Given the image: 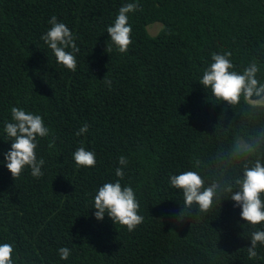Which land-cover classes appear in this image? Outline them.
Returning <instances> with one entry per match:
<instances>
[{"label":"trees","instance_id":"trees-1","mask_svg":"<svg viewBox=\"0 0 264 264\" xmlns=\"http://www.w3.org/2000/svg\"><path fill=\"white\" fill-rule=\"evenodd\" d=\"M127 3H138L139 14L129 23L130 51L118 54L107 28ZM52 16L76 37L75 71L41 39ZM154 23L162 28L150 37ZM229 51L232 71L256 64L264 85V0H0V243L2 229L25 228L13 262L264 264V244L248 255L264 222L244 221L227 191L239 190L246 165L264 162V105L243 94L229 104L200 84L212 54ZM12 107L40 115L50 130L37 137L40 178L27 167L13 178L5 165ZM84 124L88 131L76 135ZM80 147L96 154L94 167L76 165ZM184 171L203 174L205 187L220 185L214 208L185 205L170 184ZM117 180L132 187L144 217L131 232L94 216L96 192ZM61 247L70 249L67 260Z\"/></svg>","mask_w":264,"mask_h":264},{"label":"clouds","instance_id":"clouds-1","mask_svg":"<svg viewBox=\"0 0 264 264\" xmlns=\"http://www.w3.org/2000/svg\"><path fill=\"white\" fill-rule=\"evenodd\" d=\"M138 3H127L119 6V13L112 26L107 28V34L112 41L111 50L114 53H128L132 47L131 40L132 27L129 23H135V18L139 14ZM134 11V12H133ZM132 12V13H131ZM131 13V14H129ZM129 14V15H128ZM49 24L51 28L41 39L53 51L57 62L65 66L68 70L75 71L77 60L74 53L79 52L75 43L76 37L70 31L69 27L58 22L56 16H52ZM158 25L159 30L152 35L149 28ZM160 23H154L146 27L150 37H155L161 30ZM71 48V51L66 49ZM232 53L212 54V63L203 71L200 84L211 90V93L229 103L237 104L240 102L241 95L245 99L253 95L264 99V85H258L255 76L258 71L256 64L250 65L243 74L232 71L233 64L229 57ZM128 78V70H121ZM104 83L111 86V81L104 78ZM103 88L104 85L102 84ZM107 93V89H104ZM109 94V93H108ZM249 99L250 104L264 105L260 100ZM11 122L5 123V132L12 138L11 150L4 153L5 165L13 178L20 176L27 167L31 170V175L35 178L43 176L42 167L45 163L43 159H38L36 155L37 137L45 138L50 134V130L45 126L44 120L40 115L27 112L22 108H11ZM88 131V125L84 124L76 133L82 135ZM55 141L49 143V147L54 146ZM245 149L248 148L243 142L240 143ZM73 159L77 166L94 167L96 164V154L93 151L86 150L84 147L78 148L73 153ZM119 164L127 166L128 159L125 156L119 157ZM116 176L123 178L122 168L116 169ZM204 176L196 171H184L179 175L170 177L172 187L183 192L184 203L186 206L198 205L201 212H207L215 207L214 199L217 198V189L219 184H211L207 181L204 186ZM239 190L233 192L232 188H227L231 193V201L241 207V218L251 225H258L264 222V201L261 194H264V162L257 160L246 165L239 174L237 181ZM94 216L98 221H103L107 215L115 224L127 228L129 232L136 229L143 223L144 217L138 214L139 203L132 187H122L119 180L114 183H105L98 189L94 197ZM107 213V214H106ZM1 236L4 241L0 243V264H15L13 262L14 246L24 241L25 228L5 233L2 229ZM257 243L264 244V226L261 231H255L251 234L252 247L248 249L249 257H256ZM59 255L62 260H67L70 256V249L61 247Z\"/></svg>","mask_w":264,"mask_h":264},{"label":"rangeland","instance_id":"rangeland-1","mask_svg":"<svg viewBox=\"0 0 264 264\" xmlns=\"http://www.w3.org/2000/svg\"><path fill=\"white\" fill-rule=\"evenodd\" d=\"M159 30V26L155 25L149 28V32L150 34L154 35L157 33V31ZM260 102H262L264 104V99H261Z\"/></svg>","mask_w":264,"mask_h":264}]
</instances>
